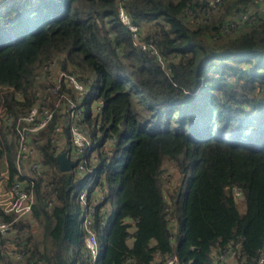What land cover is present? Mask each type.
Listing matches in <instances>:
<instances>
[{
	"label": "trees",
	"instance_id": "16d2710c",
	"mask_svg": "<svg viewBox=\"0 0 264 264\" xmlns=\"http://www.w3.org/2000/svg\"><path fill=\"white\" fill-rule=\"evenodd\" d=\"M206 1L0 0V106L12 117L0 120V173L9 184L18 176L15 123L51 85L37 76L53 60L94 96L82 107L96 151L78 177L57 164V139L69 147L57 117L31 136V220L14 224L23 256L5 264H90L82 185L104 243L99 264H264V7L224 0L213 15ZM120 6L155 52L133 43ZM256 6L249 26L231 27L236 11ZM172 163L181 179L171 189Z\"/></svg>",
	"mask_w": 264,
	"mask_h": 264
},
{
	"label": "built area",
	"instance_id": "2783aa9c",
	"mask_svg": "<svg viewBox=\"0 0 264 264\" xmlns=\"http://www.w3.org/2000/svg\"><path fill=\"white\" fill-rule=\"evenodd\" d=\"M264 7V0H258ZM207 10L211 14H216L224 0H208ZM258 7H245L240 11H236L233 15L231 27H239L241 25L249 26L253 21ZM188 13L192 15V12ZM118 18L120 23L129 31L133 43L142 50H154L155 47L151 40L145 41L141 37V29L139 25L134 23L131 16L120 6L118 8ZM51 85H47L44 89L39 88L36 91L37 97L35 104L30 106L24 114L20 115L15 123V131L17 133L16 146V165L18 176L9 184L6 171L0 173V209L13 218L11 221L0 220V238H9L13 241H8L7 245L0 244V264H5L1 256L12 258L14 261L20 262L23 256V250L18 241V235L14 228V224L20 221L31 220L32 206L34 203L33 194V179L38 172L39 161L34 160L38 154L31 145V136L36 132L44 129L55 117L59 122L55 127V132H60L63 126L68 128V145L64 148L62 139H57L58 155L65 151L67 157L73 163V168L69 172L75 176H84L87 172H91L87 163L90 160H95L94 141L91 139L90 131L83 123L84 109L82 104L87 101L88 87L75 76L64 73L56 61H50L43 65L40 70V77ZM70 88L74 91L71 96L66 92H62L61 88ZM8 89H0V96ZM16 93L12 88L9 93ZM46 94L54 95L51 99L46 100L43 97H48ZM53 105L50 106V103ZM0 106V120H4V125H9L12 122V117L8 116L4 107ZM93 107L94 104H92ZM101 104L95 110H99ZM95 111H93V115ZM5 126L4 129H8ZM62 142V143H61ZM35 172V173H31ZM88 186H80L74 192L75 198L83 212L81 214V226L85 230L84 246L86 257L89 258L90 264H99L103 257L104 243L103 239L92 229V212L94 208L88 203L87 193ZM236 195H238V192ZM99 200L93 201L94 205H99L103 197L99 196ZM263 263V260L260 261ZM155 264H179L175 256L166 257L164 260L157 259Z\"/></svg>",
	"mask_w": 264,
	"mask_h": 264
},
{
	"label": "rangeland",
	"instance_id": "374dc122",
	"mask_svg": "<svg viewBox=\"0 0 264 264\" xmlns=\"http://www.w3.org/2000/svg\"><path fill=\"white\" fill-rule=\"evenodd\" d=\"M89 80H90V84L95 85L94 84V82L96 81L95 77H91ZM93 97H94L93 94H91V92L88 89V94L86 95L87 101L93 100ZM90 105L92 106V103ZM32 161L34 162V160H32ZM168 174L170 175L169 185L172 186L171 187V189H172L175 185H177L179 183V180L181 179V175H180L181 173L179 172L176 165L174 163H172V164L165 165V172H163V176L166 177ZM240 208L242 211H244V206L242 207L240 205ZM113 213H114V210L111 211L109 217H112ZM225 261L228 264H235V260L231 255H228L227 257H225Z\"/></svg>",
	"mask_w": 264,
	"mask_h": 264
},
{
	"label": "water",
	"instance_id": "95a60500",
	"mask_svg": "<svg viewBox=\"0 0 264 264\" xmlns=\"http://www.w3.org/2000/svg\"><path fill=\"white\" fill-rule=\"evenodd\" d=\"M57 164L61 172L69 173L73 168V163L69 160L65 151L57 156Z\"/></svg>",
	"mask_w": 264,
	"mask_h": 264
}]
</instances>
